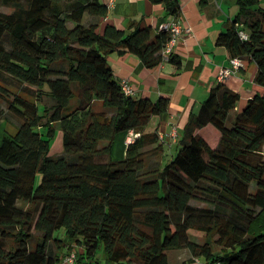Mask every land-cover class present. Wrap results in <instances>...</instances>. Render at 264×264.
<instances>
[{
  "label": "trees",
  "instance_id": "trees-1",
  "mask_svg": "<svg viewBox=\"0 0 264 264\" xmlns=\"http://www.w3.org/2000/svg\"><path fill=\"white\" fill-rule=\"evenodd\" d=\"M151 1L180 13L178 0ZM0 5L10 9L0 12V104L18 119L0 139V264H65L72 251L75 264H168L181 249L206 264H264L262 91L229 120L240 95L217 83L166 155L146 128L168 97L124 94L107 56L133 54L154 68L167 31L153 35L139 21L100 32V0ZM238 9L216 43L253 61L264 89V6L239 0ZM166 60L181 67L173 53ZM209 124L220 134L214 147L196 133ZM58 128L64 152L53 156ZM131 129L138 137L115 160L116 138Z\"/></svg>",
  "mask_w": 264,
  "mask_h": 264
},
{
  "label": "crops",
  "instance_id": "crops-1",
  "mask_svg": "<svg viewBox=\"0 0 264 264\" xmlns=\"http://www.w3.org/2000/svg\"><path fill=\"white\" fill-rule=\"evenodd\" d=\"M100 1L106 5V16L99 22L100 32L106 23L117 29L126 30L130 25L143 21L151 27V33L154 35L163 22L172 17L165 14L162 4H155L151 0ZM238 1L178 0L179 17L183 25L191 29L190 33L181 36L173 49L174 56L181 62L179 69L169 61L154 68H147L133 54L107 56L115 78L119 82L127 80L131 84L133 98L156 100L160 95L168 97L167 110L161 115L152 116L150 119L153 121L152 129L146 130V132L157 130L162 137L158 140L163 143L165 154L174 153L189 117L198 113L201 108L200 106L195 112L198 106L202 105L210 89L218 83L219 71L230 66L229 53L224 46L216 43V38L235 18L239 10ZM260 3L264 6V0H260ZM241 63V66L222 82L226 88L240 95L236 107L229 112V120L242 110L254 92L260 90L264 93V89H258L253 83L255 63L249 60ZM212 128L214 127L209 124L197 129L196 133L214 147L219 141L220 134ZM119 141L124 142L122 137L116 138L114 154L118 153ZM175 251L183 254L176 258H171L167 254L168 264H197L201 258L191 256L185 249Z\"/></svg>",
  "mask_w": 264,
  "mask_h": 264
},
{
  "label": "built area",
  "instance_id": "built-area-1",
  "mask_svg": "<svg viewBox=\"0 0 264 264\" xmlns=\"http://www.w3.org/2000/svg\"><path fill=\"white\" fill-rule=\"evenodd\" d=\"M160 28L167 31V33L169 35L168 41L166 42V44L164 45V47L161 50V54L163 57V61L161 63H163V62L167 61L166 59L168 58V56L171 53H173L174 46L178 43L181 36L184 34L190 33L191 29L189 27L183 25V23L179 17V14L176 16H172L169 20L164 21ZM229 62H230L229 67H224L219 71V73L217 75L218 83H222L226 78L230 77L235 72V70H237L239 68V66H241V64H242L241 60H239L236 57H229ZM120 85H121V89L124 92V94H126V95H133L134 94L133 88H132L131 84L129 83V81L122 80V81H120ZM175 136H176V133H175ZM137 137H138V133H136L134 130L131 129L127 132V135L125 137V143L130 144ZM158 139H162V137L159 135V133H158ZM63 262L65 264H75V253L72 251L68 255H65V257L63 258ZM213 264H220V263L217 262V263H213Z\"/></svg>",
  "mask_w": 264,
  "mask_h": 264
},
{
  "label": "rangeland",
  "instance_id": "rangeland-1",
  "mask_svg": "<svg viewBox=\"0 0 264 264\" xmlns=\"http://www.w3.org/2000/svg\"><path fill=\"white\" fill-rule=\"evenodd\" d=\"M0 12L8 13V12H10V9L0 5ZM86 18H87V15H85V17H84V22H85ZM200 106H201V104L198 106V108H197V110L195 112H197L199 110ZM7 109L8 108L6 107V104L4 102H2L0 104V111L3 114V116L7 118L9 124L6 126L5 122H4L0 126V139L3 136V134L5 133V129L9 130L10 132L11 131L14 132V128L18 124V119L14 116V114H12L11 112H8ZM152 125H153V121L150 120L146 130L147 131L151 130L152 129ZM212 129L218 134V131L215 128H212ZM124 142H125V140H124ZM124 142L119 141V147H118V150H117L118 153H115V154L112 153V156H113V158L115 160H119V159H121L124 156L125 153H123V152H125V148H126V145H127L126 143L124 144ZM49 151H50L49 152L50 155H53V156L62 154L64 152L63 148H62L61 133H60L59 128L56 130L55 135L50 140V149H49ZM167 151H169V150H167ZM166 155H170L169 152H167ZM38 179H39V175L37 176V181H38ZM62 237H63V234L60 233L59 238L62 239ZM191 237H192L193 240H197L198 239L199 241H202V239H203V235L200 234V233H197V232H193L191 234ZM167 254H169L171 258H176V256H179V255L183 254V252H177V251L171 252L170 251ZM204 263H205L204 258L201 257L200 260H199V263H197V264H204ZM186 264H190V263H186Z\"/></svg>",
  "mask_w": 264,
  "mask_h": 264
}]
</instances>
